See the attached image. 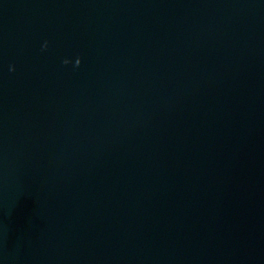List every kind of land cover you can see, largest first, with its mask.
Segmentation results:
<instances>
[{"label": "water", "instance_id": "obj_1", "mask_svg": "<svg viewBox=\"0 0 264 264\" xmlns=\"http://www.w3.org/2000/svg\"><path fill=\"white\" fill-rule=\"evenodd\" d=\"M0 264H264V0H0Z\"/></svg>", "mask_w": 264, "mask_h": 264}, {"label": "clouds", "instance_id": "obj_2", "mask_svg": "<svg viewBox=\"0 0 264 264\" xmlns=\"http://www.w3.org/2000/svg\"><path fill=\"white\" fill-rule=\"evenodd\" d=\"M77 64H79V61H77Z\"/></svg>", "mask_w": 264, "mask_h": 264}]
</instances>
